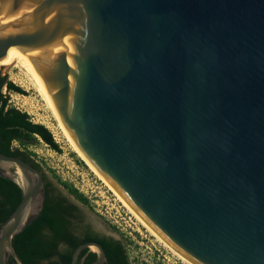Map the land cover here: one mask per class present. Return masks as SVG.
Here are the masks:
<instances>
[{"label": "water", "instance_id": "95a60500", "mask_svg": "<svg viewBox=\"0 0 264 264\" xmlns=\"http://www.w3.org/2000/svg\"><path fill=\"white\" fill-rule=\"evenodd\" d=\"M25 52L73 143L196 264H264V0H0V59ZM21 198L0 264L45 201L41 170L0 152ZM107 261L97 241L68 264Z\"/></svg>", "mask_w": 264, "mask_h": 264}, {"label": "rangeland", "instance_id": "374dc122", "mask_svg": "<svg viewBox=\"0 0 264 264\" xmlns=\"http://www.w3.org/2000/svg\"><path fill=\"white\" fill-rule=\"evenodd\" d=\"M0 73L24 91L22 94L3 88L8 102L25 111L32 122L47 127L59 150H53L37 136L30 143L14 140L11 145L28 153L47 179L81 207L85 219L97 231L119 238L130 264H187L158 241L76 154L61 124L31 87L25 72L10 66L1 67Z\"/></svg>", "mask_w": 264, "mask_h": 264}, {"label": "trees", "instance_id": "16d2710c", "mask_svg": "<svg viewBox=\"0 0 264 264\" xmlns=\"http://www.w3.org/2000/svg\"><path fill=\"white\" fill-rule=\"evenodd\" d=\"M3 88L24 94V91L6 74L0 73V152L20 157L33 166L39 165L29 157V154L11 143L17 140L30 143L35 136L41 138L53 150H59L50 130L40 123L32 122L25 111L8 102ZM40 169V168H39ZM45 185V201L38 216L26 227L14 235L13 247L23 264H68L74 248L88 240H96L103 248L107 261L103 264H130L125 247L119 240L100 238L96 235L76 237L70 232L67 215L76 206L66 200L59 192L54 196ZM21 198L19 187L9 179L0 176V225L15 208ZM85 252L82 250L78 259ZM95 259V253L89 252L83 264ZM7 264H14L9 258Z\"/></svg>", "mask_w": 264, "mask_h": 264}, {"label": "bare ground", "instance_id": "6f19581e", "mask_svg": "<svg viewBox=\"0 0 264 264\" xmlns=\"http://www.w3.org/2000/svg\"><path fill=\"white\" fill-rule=\"evenodd\" d=\"M10 66H16L22 69L27 77L29 78L31 87L36 91V93L45 101V103L50 107L58 122L61 124L63 131L65 132L69 142L71 143L73 150L76 154L85 162V164L107 185V187L113 192L114 195L119 199V201L134 215V217L153 235L158 239L163 245H165L171 252L176 254L182 261L187 264H196L175 249L171 244H169L164 238H162L148 223H146L142 217L122 198V196L110 185V183L94 168V166L87 160L83 153L78 149V147L73 143L70 136L68 135L65 126L58 119L56 112L53 108L51 100L49 98L48 92L36 72L33 64L31 63L28 55L22 50H18L11 45L7 46L5 49L4 56L0 59V68Z\"/></svg>", "mask_w": 264, "mask_h": 264}, {"label": "flooded vegetation", "instance_id": "af4514ba", "mask_svg": "<svg viewBox=\"0 0 264 264\" xmlns=\"http://www.w3.org/2000/svg\"><path fill=\"white\" fill-rule=\"evenodd\" d=\"M11 147L12 148H17V147H13L12 145H11ZM43 182H44V187L46 185L47 188H49L50 191L52 192L51 193L52 196L55 197V195L59 192L62 196L66 197V200L68 202H70V203H72V204H74L76 206V210H73L70 214L67 215V219H68V221L70 223V229L69 230L72 233V235H74L76 237H80V238L81 237H85L87 235H90V236L96 235V236H98L100 238L104 237L106 239L119 240L121 242V240L119 238H117V237H115L113 235L97 231L94 228V226L85 219V215H84V212L81 209V207L79 205H77L74 201H72L69 197H67L56 185H53V183H51L44 174H43ZM88 241H90V240H88ZM93 241H96V240H93ZM84 242H86V241H84ZM89 252L90 251H87L85 249V252L79 258V263L80 264H83V262L85 260V257L87 256V254ZM90 262L91 261H89L88 263H90ZM88 263H86V264H88Z\"/></svg>", "mask_w": 264, "mask_h": 264}]
</instances>
